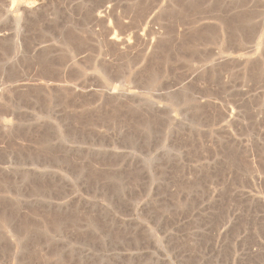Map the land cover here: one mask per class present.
Listing matches in <instances>:
<instances>
[{
	"label": "rangeland",
	"instance_id": "1",
	"mask_svg": "<svg viewBox=\"0 0 264 264\" xmlns=\"http://www.w3.org/2000/svg\"><path fill=\"white\" fill-rule=\"evenodd\" d=\"M0 264H264V0H0Z\"/></svg>",
	"mask_w": 264,
	"mask_h": 264
}]
</instances>
